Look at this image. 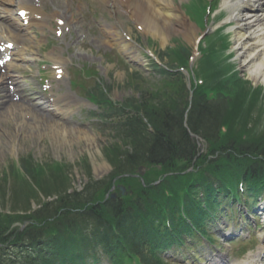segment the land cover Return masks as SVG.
I'll use <instances>...</instances> for the list:
<instances>
[{"label":"trees","instance_id":"obj_1","mask_svg":"<svg viewBox=\"0 0 264 264\" xmlns=\"http://www.w3.org/2000/svg\"><path fill=\"white\" fill-rule=\"evenodd\" d=\"M178 62L181 65L184 64L181 57ZM235 95L237 96L230 100L222 99L214 105L206 103L202 96H198V98L193 99L188 111L186 109L188 102L184 95L181 102L170 98L168 101L159 100L154 106H151L149 101L144 103L142 101L139 103L129 101L127 106L135 114L134 116H126L117 125L119 137L121 140L124 139V144L128 148L123 153H119L117 147H111L106 151V154L109 153L108 158H110L114 176L131 173L141 164L175 170L179 165L191 163L197 149L184 127L183 121L186 111L188 130L202 137L210 145H218L222 141L217 134L219 125L230 124L234 119L242 120L243 124H246L244 117L246 118L250 111L249 107H246L248 101L241 91ZM250 105L253 106L252 103ZM140 113H142V117L139 116ZM142 118L146 119V124L143 123ZM148 125L151 131L147 129ZM223 143L224 149L230 146L231 150L239 154L247 151L264 157V144L262 142L244 145L239 139L232 136L231 138L225 137ZM116 150L118 154H115ZM22 167L28 175L33 174L35 177L37 174L35 180L41 183L45 189L42 190L45 195H51L49 191H53L59 197L52 203L40 204L41 207L30 215L18 214L14 218L0 215V242L7 240L6 238L11 233L8 235L6 233L10 231V227L14 223L29 221L30 226L25 233H20V239L30 242L34 251L32 253L38 259H40L39 253H46L47 256H50V261H54L56 256L64 263L82 261L87 255L90 244L83 232H76L75 226L78 223L94 225L97 237L93 241L101 243L105 249L110 242H115L118 246L117 239L112 232L115 229L126 240L129 247L133 250H139L142 247V241L147 236L146 230L152 229L154 221L159 218L152 212H148L146 217H138L139 214L144 213L141 211L143 207L146 205L147 208L151 203L152 198L148 193L141 194L132 202L127 203L125 200L107 201L105 204L96 206L91 203L93 198L97 192L100 193L104 190L106 193L108 186L93 183L85 186L81 192L67 194L65 191L67 178H64L65 168L63 166L57 165L55 168L47 166L53 173L54 179L56 178V182L63 185L60 188L51 182V187L49 186L40 167L32 166L27 162H23ZM29 193L34 192L29 191ZM25 197L26 199L29 198L27 195ZM33 198L36 196L34 195ZM141 204L143 205L142 208H140ZM22 211L26 212L27 210L24 207ZM14 230L16 231V229ZM15 231H12V234H15ZM49 231H57V239H46L41 242L34 237V233L43 232L47 234ZM73 244L78 248L77 254L69 249ZM14 259V257H8L4 260L5 262L0 260V264H17ZM22 261L24 264H37V259L34 262L25 259Z\"/></svg>","mask_w":264,"mask_h":264},{"label":"rangeland","instance_id":"obj_2","mask_svg":"<svg viewBox=\"0 0 264 264\" xmlns=\"http://www.w3.org/2000/svg\"><path fill=\"white\" fill-rule=\"evenodd\" d=\"M59 1V5L55 6L61 7L73 17L71 25L74 32L72 36L66 37L63 41L61 49L63 52L59 61L62 62L68 70L71 67L75 68V70L82 68L95 70L98 73L99 78L105 79L107 84L114 85L112 94L115 100L121 99L124 95L123 91H125L127 79L126 71L123 70L117 63V55L120 51L110 45L104 36V33L108 31V28H110L109 26L114 25V27H118V29L120 28L122 30L121 34H123V37L128 36L132 42L139 44L143 49H147V47H149L155 55L163 52L167 47H173L172 42L174 39H178L188 47H191L192 44L181 36L180 33H176V30L172 29L177 26L176 24L178 23H185L189 27H192L196 38L205 34L198 30L197 27L180 11V20L173 22L170 21V31L168 33L169 38L162 43L161 40L153 38L148 32L137 30V26H135L134 22L130 20L124 9L119 7L116 12L115 7L109 1ZM188 1L189 0H173L175 8L178 10H180V5L182 3H186ZM47 4L48 8H51V4L49 2ZM194 6L198 7L197 0H194L190 10L194 13L191 15L195 19H199L201 12L195 13ZM221 10L222 8L219 4V11ZM219 11H217L216 14H218ZM226 19L227 16L225 15L221 22H212L208 27V32H211L212 34V31H214L220 24H223ZM231 30L232 28H227L219 34H225L226 31ZM76 35L82 37V42L80 41L75 43L74 40L76 39ZM233 35L230 36L232 45L234 43ZM48 36L49 38H52L51 34ZM195 37L193 39H195ZM70 38H73L72 42L70 41ZM34 47L35 45L32 48ZM46 49L37 51V60L30 63L28 69L25 70L33 84H36L38 76L37 72L40 68L39 65L42 64V59L40 57L46 58V54L44 53ZM139 53L141 54V52ZM232 60H234L238 65L236 55ZM137 61L140 62L142 67L137 66L136 69L144 71V78L151 82L155 81V79L147 77L150 76L146 69L148 67L144 68L147 62ZM49 67L50 66L48 65L43 66L44 70L48 73H50L48 71ZM238 68L240 69L239 66ZM240 76L248 80L247 73L243 72V70L240 72ZM30 77L34 79L31 80ZM227 81L228 76L225 82ZM15 82L20 84L21 89H30V83L26 79H18V81ZM64 83L65 86L62 88V92L67 94L72 102H77V97L80 96L78 91H76V89H68L67 79H64ZM148 84L149 83H147V85ZM251 84L253 85L255 83L251 81ZM260 87L264 89L263 86ZM243 92V94H245L246 90H243ZM262 94L263 98L262 96L259 97V100L262 99V101L258 100V102H256L257 104L247 117H250L251 115V119L256 118L261 124H264V109L262 110V105H258L259 102L264 103V90ZM22 105H24V109L29 108V104L26 102ZM92 109V106L79 99L78 106L74 108L75 114L67 117V120H65L67 123L66 127H63L62 130H60L61 123L54 124L52 122V124H47L41 122L40 120L32 121L27 119L24 116L28 115L25 114L27 110L24 112H20L22 110L19 108H11L7 111L0 110V176L10 162L28 156L39 164H50L56 162L66 165L68 167V177L73 185V188L76 190H80L83 184L89 180V177H87L82 170V166L85 164L90 166L91 174L94 178L99 179L100 177L105 176L110 171V167L107 165L109 153L106 154L104 149L109 150L111 149L109 146L112 145V147H117L119 149V153H123L127 150V146H125V144H118L121 140H117V138L108 130L93 128L90 125V121L88 122L84 120ZM43 114H45L46 118L54 117L52 116V113L47 111ZM253 133L256 136H260L264 134V131L261 128L259 131H254ZM115 154H118L117 150ZM80 161L82 162L81 164ZM44 170V172L49 173V170L46 169V167ZM161 171L162 170L160 169V172ZM155 178L156 176L150 179L153 180ZM143 182L145 183V178ZM128 189L130 190V188ZM114 192L119 195L117 190Z\"/></svg>","mask_w":264,"mask_h":264},{"label":"bare ground","instance_id":"obj_3","mask_svg":"<svg viewBox=\"0 0 264 264\" xmlns=\"http://www.w3.org/2000/svg\"><path fill=\"white\" fill-rule=\"evenodd\" d=\"M14 0H0L2 2L12 3ZM19 10H32L31 0H15ZM115 8L125 9L128 16L138 25H142V30L148 32L153 38H158L164 43L169 37L170 21H176L179 16L176 14L172 0H110ZM229 10V21L235 22L234 48L237 52V58L241 69L247 73L248 78L255 84L264 86V28L261 24L264 9V0L252 1V5L243 3V0H236L223 3ZM263 11V12H262ZM262 13V14H261ZM63 14L55 12V16L61 17ZM59 19V18H57ZM32 21V20H31ZM260 23V24H259ZM32 24L33 21H32ZM173 30L180 33L190 44L193 45L195 39L194 29L184 24H176ZM17 29L14 26H10ZM10 27L5 28L12 39L19 38V35ZM108 33V42L116 45L117 48L126 52L128 44L118 35L119 31L115 27ZM187 42V43H188ZM17 107L12 100H8L3 108ZM30 111V110H29ZM37 112V113H36ZM35 118L42 119L43 115L39 111H30ZM62 130V129H60Z\"/></svg>","mask_w":264,"mask_h":264},{"label":"snow or ice","instance_id":"obj_4","mask_svg":"<svg viewBox=\"0 0 264 264\" xmlns=\"http://www.w3.org/2000/svg\"><path fill=\"white\" fill-rule=\"evenodd\" d=\"M24 13H21V15H23ZM9 47H10V45H9Z\"/></svg>","mask_w":264,"mask_h":264}]
</instances>
